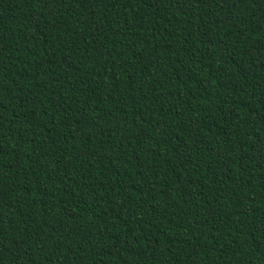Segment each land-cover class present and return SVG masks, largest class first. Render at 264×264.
<instances>
[{
	"label": "trees",
	"instance_id": "trees-1",
	"mask_svg": "<svg viewBox=\"0 0 264 264\" xmlns=\"http://www.w3.org/2000/svg\"><path fill=\"white\" fill-rule=\"evenodd\" d=\"M0 264H264V0H0Z\"/></svg>",
	"mask_w": 264,
	"mask_h": 264
}]
</instances>
